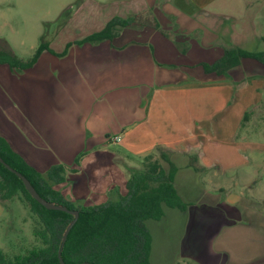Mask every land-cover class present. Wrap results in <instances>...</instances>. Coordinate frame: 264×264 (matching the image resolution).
<instances>
[{
  "label": "crops",
  "instance_id": "0c3cea01",
  "mask_svg": "<svg viewBox=\"0 0 264 264\" xmlns=\"http://www.w3.org/2000/svg\"><path fill=\"white\" fill-rule=\"evenodd\" d=\"M216 1L81 0L56 32L25 46L32 51L26 57L17 52L24 45L10 16L0 10V25L13 26L16 39L0 29V49L24 61L42 41L55 51L44 50L23 70L0 63V135L45 176L63 165L66 181L57 187L69 199L92 205L126 194L132 171L143 169L149 155L158 158L156 147L171 149L178 168L174 184L189 206L164 205L162 218L147 221L151 264H181L184 258L194 264H264V250L246 242L264 238L263 219L226 190L220 177L227 169L213 164L219 159L211 143L216 114L227 113L219 131H235L236 146L246 142L238 140L246 126L238 102L242 90L201 65L228 46L212 25ZM132 15L135 21L116 28L112 39L73 43L58 55L112 18ZM116 135L121 141L111 142ZM227 150L236 156L240 149ZM235 210L241 216L233 217Z\"/></svg>",
  "mask_w": 264,
  "mask_h": 264
},
{
  "label": "trees",
  "instance_id": "16d2710c",
  "mask_svg": "<svg viewBox=\"0 0 264 264\" xmlns=\"http://www.w3.org/2000/svg\"><path fill=\"white\" fill-rule=\"evenodd\" d=\"M136 16L114 17L102 30L69 42L64 52L58 55L66 54L73 43L112 39L116 28L131 25ZM44 50L55 53L48 42L42 41L34 56L24 61L13 52L0 49V63H8L11 68L23 70L31 67ZM250 60L264 67V50L250 51L234 45L224 46L222 56L201 65L206 73L224 75L232 80V72ZM171 152L167 147H156L159 157L154 159V155H149L143 169L132 171L126 194L118 193L117 198L86 205L69 199L57 187L66 181L63 165L53 166L45 176L29 165L0 135L2 158L28 177L42 197L79 211V218L63 245L64 233L74 215L67 211L48 209L39 203L29 193L22 179L0 162V201L5 206L6 200L21 193L36 217L34 235L42 243L39 247L29 249L26 254L13 258L0 249V264H61L60 250L66 264H151L152 233L147 221L162 218L164 205L181 210L189 206L174 184L178 168L170 158ZM80 159L81 155L76 159L77 164ZM163 160L169 164L168 168L163 165Z\"/></svg>",
  "mask_w": 264,
  "mask_h": 264
},
{
  "label": "rangeland",
  "instance_id": "374dc122",
  "mask_svg": "<svg viewBox=\"0 0 264 264\" xmlns=\"http://www.w3.org/2000/svg\"><path fill=\"white\" fill-rule=\"evenodd\" d=\"M0 2V10L10 16V21L17 30V39L23 41L21 45L24 46L19 45L21 48L17 52L26 57L32 51L25 46L34 41L36 36L37 40H41L43 35L56 32L69 20L81 0ZM210 9L217 11L213 16V28L220 33L221 40L228 46L234 45L250 51L264 50V0H218ZM12 27L8 24L0 25V29L12 37L13 41L16 39H13ZM16 43L20 44V41L17 40ZM261 66L263 65L259 62L250 60L232 72L235 88L242 90L239 94V105L246 110V126L238 140L245 138L246 142L243 146H236L232 143L235 140V131L230 130L231 128L219 131L221 119L227 117L225 110L215 116L216 130L213 131L211 143L216 157L219 158L213 164L223 165L227 169V174L220 177V182L228 192L242 196L241 202H245L248 208L255 209L252 211L255 217L252 212L246 214L264 221V67ZM209 133L212 135L211 131ZM237 147L240 150L236 156L227 150ZM192 161L190 160L191 163ZM163 162L168 168L169 164L165 160ZM235 164H238L237 167ZM5 203L0 219V249L13 258L41 246V240L34 235L36 217L23 195L19 193ZM242 203L237 206L239 210L240 205L243 209ZM236 211H232L233 217L241 216ZM246 242L249 249L264 250V238L258 237ZM261 260L264 262V256ZM181 261L183 264H194L192 259L184 258Z\"/></svg>",
  "mask_w": 264,
  "mask_h": 264
},
{
  "label": "water",
  "instance_id": "95a60500",
  "mask_svg": "<svg viewBox=\"0 0 264 264\" xmlns=\"http://www.w3.org/2000/svg\"><path fill=\"white\" fill-rule=\"evenodd\" d=\"M0 162L3 163L9 170H11L12 172H14L18 177H20L22 179V181L25 184V187L27 188V190L29 191V193L42 205H44L46 208L48 209H55V210H62V211H67L70 212L74 215V219L70 222V224L68 225L64 236H63V245L67 239V236L71 230V228L74 226V224L76 223V221L79 218V211L78 210H71L69 209L66 205L63 204H58L55 202H51L48 201L47 199H45L44 197H42L40 195V193L36 190V188L34 187V185L32 184V182L30 181V179H28V177H26L23 173H21L20 171H18L17 169L13 168L10 164H8L0 155ZM62 250H60L59 252V259L61 264H66L63 257H62ZM83 264H90L88 262L83 263Z\"/></svg>",
  "mask_w": 264,
  "mask_h": 264
},
{
  "label": "built area",
  "instance_id": "2783aa9c",
  "mask_svg": "<svg viewBox=\"0 0 264 264\" xmlns=\"http://www.w3.org/2000/svg\"><path fill=\"white\" fill-rule=\"evenodd\" d=\"M110 141L113 143H118L121 141V137H120V135L113 136L110 138Z\"/></svg>",
  "mask_w": 264,
  "mask_h": 264
}]
</instances>
